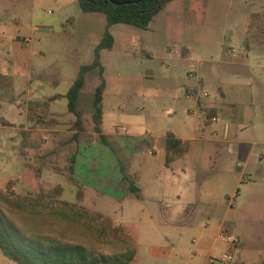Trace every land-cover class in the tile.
I'll return each mask as SVG.
<instances>
[{
	"label": "rangeland",
	"instance_id": "374dc122",
	"mask_svg": "<svg viewBox=\"0 0 264 264\" xmlns=\"http://www.w3.org/2000/svg\"><path fill=\"white\" fill-rule=\"evenodd\" d=\"M106 24L103 13L83 12L78 0H0V190L14 200L20 199V196L37 197L35 208L41 213H48L51 206H58L57 197L91 212L116 218L122 215L125 225L120 223L119 218L114 224L123 226L128 235L129 230L133 231L137 239L149 234H157L160 240L169 237L170 240L164 243L173 250L167 251L163 258L149 259L150 264H260L264 258V240L256 239V233H260L257 225L242 221L245 216L242 210L264 212V163H260V156H264L262 146L254 145V167L251 173L249 169V173H245L247 181L256 182L249 186L255 190L250 192L248 186L242 183L238 196L232 198L231 192L228 194L232 204L227 207L234 215L236 227H232L229 215L224 228L245 237L241 248L230 249L234 259L228 263L219 260L212 262L207 258V251L196 248L195 244L201 237L199 229L189 228L179 234V227L165 222L168 213H177V217L191 220L199 228L210 224L213 241L217 228L213 226V220L207 219L204 206L195 208L169 204L166 209L161 208L160 200L152 202L146 198L142 202V211L150 214L148 224L140 216L132 215L134 212L129 213L137 199L134 194L123 197L129 193V184L123 183L114 157L96 138L89 112L85 115L87 130L80 134L79 141L64 144L63 141L72 132L66 98L52 105L49 97L53 93L66 94L80 66L94 60V44L104 33ZM119 28L139 31L142 47L131 42L120 51L106 52L102 63L106 67L111 90L129 95L130 89L135 88L137 93L122 100L126 112L105 114L103 128L106 132L114 133L120 128L115 125L122 124V134L139 136L143 140L145 136H158L166 129L176 127L177 116H186V108L194 107L193 101L181 95L176 98L170 95L171 90L176 88L169 87L170 82L163 74L154 76L153 87L149 90L142 92V88H139L143 82L142 69L159 63L163 65L160 72H168L166 65L173 57L169 49H188L195 60H208L214 68V77L223 75L226 64L222 63L229 60V55H244L243 44L247 39L252 43L254 53L264 55L262 0H173L155 17L148 29L121 23L113 25L114 32ZM144 50L151 52L152 59L143 55ZM153 70L157 69L153 67ZM88 77L85 90L91 92L100 78L96 74ZM206 80L213 96L218 91L216 79L208 77ZM172 92L177 93L178 90ZM30 115L34 119H30ZM228 118L225 107L220 113L219 122L208 123L203 134L209 135L226 123ZM23 125L31 129L26 141L21 132ZM217 133L222 131L217 130L214 135ZM144 144L145 148L150 145L147 139ZM71 146L78 149L74 173L67 168ZM145 156L148 155H136L133 170L144 167ZM237 160L240 159L236 157ZM165 181L172 193L163 192L162 200L178 201L174 196L181 194L182 201L195 203L190 191L182 192L177 189L176 183L168 179ZM147 182L148 179L142 180L139 186L145 187ZM58 187L61 188L59 197L49 196L54 194L51 190ZM78 192L81 193L80 198ZM103 193L104 198L100 195ZM240 194L246 198L245 205L240 202L243 198L239 197ZM153 204L155 209L151 207ZM2 206L12 218L20 219L15 208L8 203ZM31 216L42 222L46 217L40 214ZM83 219L86 221V218ZM72 231L68 230L67 234L72 236ZM76 232L87 246H98L108 252L116 250L91 239L84 227L76 229ZM138 242L143 250L144 242ZM224 251L225 243L217 241L211 255ZM0 264L16 263L0 250Z\"/></svg>",
	"mask_w": 264,
	"mask_h": 264
},
{
	"label": "crops",
	"instance_id": "0c3cea01",
	"mask_svg": "<svg viewBox=\"0 0 264 264\" xmlns=\"http://www.w3.org/2000/svg\"><path fill=\"white\" fill-rule=\"evenodd\" d=\"M110 30L115 38L114 45L111 49L102 50L101 62L106 52H111L115 49L120 51L131 42H135L134 45L142 47V43L139 39V31L119 28V30L117 29L116 32H114L113 25L110 27ZM102 35L103 33L96 39L94 44L95 47L100 42ZM243 45L244 55L240 56L234 53L228 56V61L222 63L226 64V67L222 65L225 71L221 77L219 74L217 77H214V68L209 65L208 60H195L192 55H190L188 49L186 51L183 49L172 50L167 48V50H170L168 52L173 54V57L169 58L170 62L166 65L168 66V72L165 71L167 73L160 72L163 65L159 63L141 70L143 82L139 88H142V92L153 87L152 83L154 76H161L163 74L167 76L170 82L169 87L178 90L177 93H174L172 91L176 89H172L171 96L176 98L181 95L183 98L191 100L194 103L193 109L186 108V116H184V114L177 116L179 120L176 127L166 129L163 134L158 136H145L144 140L147 139V143L150 144L148 148H145L144 140L141 137H128L127 134H122L120 132V130H122V124L115 125L120 128L114 133H109L104 130L105 114L107 112H126L125 108L122 107V100L136 94L137 90L131 88L129 95L121 94V92L115 91L114 89L111 90L106 77V67L102 63L105 69L104 76L106 79V88L103 95L104 108L102 129L104 133L109 134L119 142L122 147L120 154L130 157L129 172L134 176L138 191L134 193L128 188L129 193H126L123 197L135 195L137 202L130 207L129 213L131 214L134 212L132 215L140 216L139 218L142 219L145 224H148L150 214L147 212L143 213L142 210L144 207L142 202L144 199L150 198L149 200L152 202L160 200L159 205H161V208L166 209H168L167 205L169 204L170 206H179L183 204L194 206L195 208L204 206V208L207 209L205 215L209 221L213 220V226L217 228V234L221 231L229 232L224 228L225 221H227V216L229 215L233 222L232 227H236V222L233 220L234 215L230 213L227 207L232 204V199L228 194L231 192L232 198L238 196L239 186L242 183H244L246 187L248 186L247 188L250 192L255 190L254 187H249L253 185L255 181H247L248 178H245V175H247L245 173H249L248 169L251 173L254 167V145H260L264 149V55L260 52L254 53L253 45L248 39ZM141 49L143 50V48ZM143 55H145L146 58L152 59L151 52L149 51L144 50ZM153 67L157 70H153ZM208 77L216 79L215 86L218 88V91L213 96H211L208 86L209 83L206 80ZM145 80L147 83H145ZM254 81H256L255 84ZM55 94L57 93H53V95ZM52 96L49 97L52 105H55L58 100L66 98L62 96L59 99L53 100L51 99ZM225 107L229 117L227 122L221 125L218 123L220 125L218 129L212 131L209 135L203 134L208 123L219 122L220 113ZM68 113L73 121L75 119L74 114L69 111ZM191 115L193 117H191ZM25 127H27V125H25ZM168 130H172L178 138L188 145V151L182 157L174 160L169 166L166 165V133ZM217 130L220 132L222 131V133L214 135ZM125 139L127 140L126 142L123 141ZM229 144H232V146L230 147ZM127 146H129V148ZM105 147L114 157L117 170L123 181V175L119 168L117 156L107 146ZM143 153L148 155L145 156L144 167L140 170H133L136 155H143ZM236 157L240 160L236 161ZM260 158V163H264V156L261 155ZM147 179L148 182L145 183V187L139 186L142 180ZM166 179L176 183L178 190L182 192L190 191L189 194H191V196L193 195L195 203L191 202L188 204L186 201H182L181 194L174 196L178 201L162 200L161 197L163 192L167 191L172 193L168 183L165 181ZM186 182L187 185H184ZM100 195H102V198L105 197L104 193ZM241 195L242 194H240L239 197L243 198L240 202L245 205L246 198ZM163 205L166 206L164 207ZM151 207L155 209L154 204ZM242 212L245 214L242 221L257 225L260 233H256V235H258L256 239L263 241L264 212L245 210H242ZM176 215L177 213H168L167 217H165L166 224L179 227V234H182L183 231L189 228L199 229L201 237L195 244L196 248L207 251V258L210 259V255L214 251L217 241H222L217 239V234L214 235L213 241H211V225L209 224L204 228H199V225L193 223L191 220L185 221L183 219L184 217L179 218ZM110 217L115 222L119 218L120 223L124 224L122 222L124 220L122 215H118L117 218L113 216ZM214 220L217 221L214 222ZM217 222L218 225L216 226ZM126 226L130 229L129 225L126 224ZM129 235L132 236L136 245V254L130 264H150L148 263L149 259L163 258L166 256L167 251L172 248L169 244L167 246L164 243L165 240H170L169 237H163L160 240L157 234H149L147 236H140V238L137 239V235L131 230H129ZM235 235H237L238 241L234 244L223 241L225 243V251H230V249L234 247L241 248L245 237L243 234ZM138 240L144 242L143 250L140 249ZM174 245L176 244L174 243Z\"/></svg>",
	"mask_w": 264,
	"mask_h": 264
},
{
	"label": "trees",
	"instance_id": "16d2710c",
	"mask_svg": "<svg viewBox=\"0 0 264 264\" xmlns=\"http://www.w3.org/2000/svg\"><path fill=\"white\" fill-rule=\"evenodd\" d=\"M114 1L78 0L83 12L103 13L107 21L106 28L94 49V60L80 66L78 75L66 94L57 93L51 99L65 96L67 109L75 116L70 125L72 132L69 138L63 141L64 144L67 141L71 144L79 141L80 134L87 130L85 115L89 112L96 138L117 156L124 183L129 184L130 191L137 193L134 176L129 172L130 157L120 154L122 147L119 142L104 133L102 129L106 79L101 54L103 49H111L114 45L115 38L110 30L112 25L125 23L148 29L155 17L173 0H130L131 2L123 4H116ZM93 74L98 75L100 81L91 92H86L88 76ZM30 119H34L33 116L30 115ZM30 130L28 127H21L25 141ZM70 151L67 168L70 173H74L78 149L71 146ZM187 151L188 145L172 130H168L166 165L169 166ZM51 192L54 194L49 196L54 195L55 198L58 195L59 197L61 188H55ZM78 197H81L80 192ZM56 199H58V206H51L50 212L41 213L35 208L37 197L22 198L20 196V199L14 200L0 190V250L5 256L17 264H130L133 261L136 254L135 241L125 232L123 226L115 225V221L110 216L96 211L91 212L84 207L78 208L76 204L61 198L56 197ZM7 203L15 208V213L20 215V219L12 218L9 211L5 210L2 205ZM32 214L46 216L44 222L41 219L37 221L31 216ZM83 218H86V221ZM81 227H84L86 233L90 234V238L98 244L108 245L110 249L116 250L108 252L98 246H87L77 236L76 229ZM71 229H73L72 236L67 234V231ZM260 264H264V258Z\"/></svg>",
	"mask_w": 264,
	"mask_h": 264
},
{
	"label": "built area",
	"instance_id": "2783aa9c",
	"mask_svg": "<svg viewBox=\"0 0 264 264\" xmlns=\"http://www.w3.org/2000/svg\"><path fill=\"white\" fill-rule=\"evenodd\" d=\"M217 239L228 242V243H232L234 244L235 242L238 241V237L237 235H235L234 233H229V232H225V231H221L217 234ZM234 259V256L232 253H230L229 251H225L222 252L221 254H216V255H211L210 256V261H222V262H232Z\"/></svg>",
	"mask_w": 264,
	"mask_h": 264
},
{
	"label": "water",
	"instance_id": "95a60500",
	"mask_svg": "<svg viewBox=\"0 0 264 264\" xmlns=\"http://www.w3.org/2000/svg\"><path fill=\"white\" fill-rule=\"evenodd\" d=\"M114 1V0H113ZM116 4H123V3H129L131 2L130 0H126V1H114Z\"/></svg>",
	"mask_w": 264,
	"mask_h": 264
}]
</instances>
